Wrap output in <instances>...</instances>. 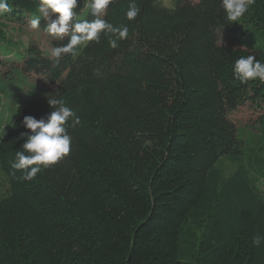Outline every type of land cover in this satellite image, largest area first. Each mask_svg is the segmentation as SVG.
Here are the masks:
<instances>
[{
  "label": "trees",
  "instance_id": "trees-1",
  "mask_svg": "<svg viewBox=\"0 0 264 264\" xmlns=\"http://www.w3.org/2000/svg\"><path fill=\"white\" fill-rule=\"evenodd\" d=\"M7 2L0 20L39 12L40 0ZM87 2L76 20L96 18ZM137 3L133 21L128 0L103 17L129 28L116 49L103 36L59 62L29 49V70L56 84L0 135V264H264V112L263 143L247 156L229 117L247 100L264 106V82L233 74L241 56L264 62V0L231 23L220 0ZM48 97H63L81 123L69 128L70 154L23 181L11 167L31 131L22 121L46 119ZM224 158L235 163L228 175Z\"/></svg>",
  "mask_w": 264,
  "mask_h": 264
},
{
  "label": "clouds",
  "instance_id": "clouds-1",
  "mask_svg": "<svg viewBox=\"0 0 264 264\" xmlns=\"http://www.w3.org/2000/svg\"><path fill=\"white\" fill-rule=\"evenodd\" d=\"M115 0H90V14L94 20H76L78 0H40L39 14H34L30 21L32 29L41 27V19L47 21L44 31L55 41L67 42L50 48L46 56L55 58L57 62L64 55L76 58L80 51L90 42L99 43L101 37L107 39L108 46L116 49L121 41L128 38L129 28L126 24L114 25L103 17ZM228 23L239 22L248 12L255 0H220ZM12 9L7 0H0V14L9 13ZM141 9L137 0H128L124 13L128 21H133ZM58 13L54 19L52 14ZM234 78L241 84L259 79L264 82V62L254 55L241 56L234 61ZM48 103L54 108L47 118L36 119L32 115L23 118V125L31 130L21 134L26 137L22 150L15 153L11 167L21 171L20 179L34 181L42 169H48L58 164L71 152L72 137L69 128H75L81 123L80 117L66 100L48 97Z\"/></svg>",
  "mask_w": 264,
  "mask_h": 264
},
{
  "label": "rangeland",
  "instance_id": "rangeland-1",
  "mask_svg": "<svg viewBox=\"0 0 264 264\" xmlns=\"http://www.w3.org/2000/svg\"><path fill=\"white\" fill-rule=\"evenodd\" d=\"M176 0H162L166 6L172 7ZM90 0L87 2L88 9ZM34 14H39L35 12ZM33 14V15H34ZM33 15H26L21 19L11 17H1L0 20V40L4 41L0 50L1 73L8 72L6 82H1L0 88L4 93H0V135L5 130L10 121L19 114L24 101L31 95L42 94L51 90L55 86L46 71L38 68L29 70L27 60L29 49L36 50L35 55H46L47 51L56 46L55 41L45 31L47 25L45 19H41V27L32 29L30 21ZM57 14H52L54 19ZM232 42L235 46H242L238 41H234L230 34L223 33L222 43ZM264 112V106L257 102L247 100L229 112V117L239 131V137L244 142V156L253 149H257L263 143L260 130V117ZM225 175L230 174L235 168L233 160L224 158L219 164ZM8 188L5 173L0 167V195Z\"/></svg>",
  "mask_w": 264,
  "mask_h": 264
}]
</instances>
